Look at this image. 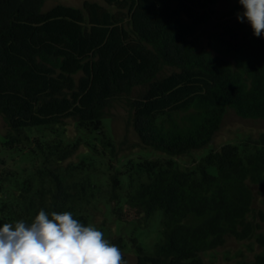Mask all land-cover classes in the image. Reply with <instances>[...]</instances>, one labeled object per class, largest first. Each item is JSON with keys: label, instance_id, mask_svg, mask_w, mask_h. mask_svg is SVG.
Instances as JSON below:
<instances>
[{"label": "trees", "instance_id": "16d2710c", "mask_svg": "<svg viewBox=\"0 0 264 264\" xmlns=\"http://www.w3.org/2000/svg\"><path fill=\"white\" fill-rule=\"evenodd\" d=\"M219 2L0 0V152L32 161L18 170L0 156V227L41 209L92 225L104 204L145 227L161 211V241L154 254L138 245L136 264H207L253 237L261 250L244 264H264V132L176 160L211 145L231 112L264 123V38L238 21V0L220 13ZM119 108L137 162L119 154Z\"/></svg>", "mask_w": 264, "mask_h": 264}, {"label": "rangeland", "instance_id": "374dc122", "mask_svg": "<svg viewBox=\"0 0 264 264\" xmlns=\"http://www.w3.org/2000/svg\"><path fill=\"white\" fill-rule=\"evenodd\" d=\"M86 1L101 2V0H45L44 8L47 9L59 3L82 8ZM231 5L232 3H227L226 0H220L217 10L220 13ZM114 126L116 131L115 142L119 154H124L128 158H133L135 162L139 161V157L143 153L139 147V139L135 135L133 129L127 125L126 114L120 108L115 111ZM73 131L74 129L72 128L69 132L74 134ZM7 132L8 126L0 115L1 148H3L1 143L5 141V135ZM263 132V122L242 120L231 112L227 115L221 130L215 136L211 145L201 151L192 152L190 155L178 157L176 160L183 166H192L211 149L218 150L225 144L248 143L253 145L260 139V134ZM0 156L4 159L7 168H17L18 170H21L23 167H31L32 165V161L29 159H21L17 153L1 151ZM109 158V154L104 152V176L114 171L113 168H109ZM112 165L115 167L116 162H113ZM32 167L34 168V165ZM257 199L259 202L264 199V192L263 194H259ZM162 219L163 214L161 211H158L145 227H139L135 222L124 223L120 221L110 209L107 210L105 208L104 204V212L98 214L92 225L102 231L105 238L110 242L122 238L120 244L123 245L121 247H124L122 252L127 258V264H136L138 245L141 246L147 254H154L155 247L161 241ZM262 231H264V227L262 228ZM118 247H120V245H118ZM260 250V246L255 237L247 241L229 239L224 247L208 252L204 254L203 257L207 264H244L247 261L253 260Z\"/></svg>", "mask_w": 264, "mask_h": 264}, {"label": "clouds", "instance_id": "9594fccd", "mask_svg": "<svg viewBox=\"0 0 264 264\" xmlns=\"http://www.w3.org/2000/svg\"><path fill=\"white\" fill-rule=\"evenodd\" d=\"M239 22L264 38V0H238ZM0 264H127L121 249L94 225L85 226L69 211L41 209L31 222L0 227Z\"/></svg>", "mask_w": 264, "mask_h": 264}]
</instances>
